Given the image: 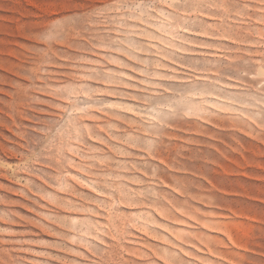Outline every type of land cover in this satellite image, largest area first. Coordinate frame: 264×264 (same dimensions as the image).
<instances>
[{"label": "rangeland", "instance_id": "rangeland-1", "mask_svg": "<svg viewBox=\"0 0 264 264\" xmlns=\"http://www.w3.org/2000/svg\"><path fill=\"white\" fill-rule=\"evenodd\" d=\"M160 257L264 264V0H0V264Z\"/></svg>", "mask_w": 264, "mask_h": 264}, {"label": "snow or ice", "instance_id": "snow-or-ice-1", "mask_svg": "<svg viewBox=\"0 0 264 264\" xmlns=\"http://www.w3.org/2000/svg\"><path fill=\"white\" fill-rule=\"evenodd\" d=\"M171 7V5H169ZM102 243V242H101ZM186 255V254H185ZM156 264H163V257H160L157 261Z\"/></svg>", "mask_w": 264, "mask_h": 264}]
</instances>
